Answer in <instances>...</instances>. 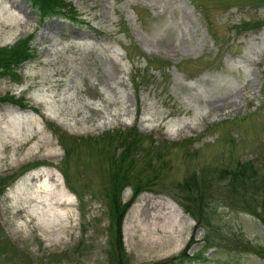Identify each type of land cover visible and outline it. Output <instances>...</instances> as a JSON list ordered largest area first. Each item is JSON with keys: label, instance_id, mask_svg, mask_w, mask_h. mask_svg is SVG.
<instances>
[{"label": "rangeland", "instance_id": "obj_1", "mask_svg": "<svg viewBox=\"0 0 264 264\" xmlns=\"http://www.w3.org/2000/svg\"><path fill=\"white\" fill-rule=\"evenodd\" d=\"M5 3L20 11L12 26L5 24ZM64 3L81 23L41 19L26 0H0V48L30 37L33 55L18 67L17 81L0 78V98L28 106L0 104V180L15 177L0 196L7 241L0 243V264H117L115 222L104 200L114 188V167L96 148L107 134L132 127L149 139L145 147L150 140L171 146L153 169L141 158L125 163L130 185L121 191L123 204L133 185L158 177L123 218L125 263H162L191 241L187 254L200 250L207 230L180 206L178 186L191 173L209 178L212 167L230 168L234 159L252 167L250 182L232 188L229 177L220 182L213 172L215 246L196 264H264V0ZM50 124L77 139L65 167ZM42 170H53L54 186L71 203L63 235L20 227L28 219L19 210V187Z\"/></svg>", "mask_w": 264, "mask_h": 264}, {"label": "trees", "instance_id": "obj_2", "mask_svg": "<svg viewBox=\"0 0 264 264\" xmlns=\"http://www.w3.org/2000/svg\"><path fill=\"white\" fill-rule=\"evenodd\" d=\"M29 5L38 12L41 19L59 17L66 19L72 23H81L77 17L76 13L72 7L64 3V0H27ZM242 27L243 30H250V25L244 23ZM31 38L28 37L16 43L11 48H0V78L8 77L13 81H17L15 77V72L17 71L20 64L33 59L32 49L30 48ZM9 103L18 105L21 109H27L28 106L23 105L21 101H17L13 96H6L0 98V104ZM34 111V109H32ZM35 112V111H34ZM50 129L53 130V134L57 136L58 143L61 146L64 153L63 165L64 167L69 165L71 161V154L74 151V147L77 145V139L68 136L66 133L61 132L54 124H50ZM149 139L143 137L137 133V129L126 130L124 133H119L118 137H113L106 135L103 139L98 140L99 144L102 143L101 147H97L101 154L109 160L110 164L114 167V172L109 176V184L114 185L110 196L105 198V203L108 207V216L114 219L115 222V235L114 244L116 249L119 250L117 255V264H127L124 261V249L122 243V224L123 218L125 217L127 211L134 203V200L141 194V192L146 188V185H150L158 180V177H153L152 179L145 180V183L133 185V197L129 202L123 204L120 199L121 191L130 185L129 176L127 175V169L125 163L133 162V157L137 159H143L142 162H146V166L150 169L155 168L164 159L165 150L163 148H168L171 143L163 141L161 144L156 145V141L150 140L149 147H145L144 144L148 142ZM116 141V143H114ZM185 142V141H183ZM188 142L192 143L191 140ZM182 143V142H181ZM174 144L175 146L181 145ZM94 146V144H90ZM121 150L118 156H114V151ZM155 158V163H154ZM230 168L216 169L212 167L207 173L211 177L213 172L219 174L220 182H224L227 177H229L230 187H234L235 184L246 185L249 180V171L252 167L246 164H240L236 160H231ZM125 167V168H124ZM195 174L191 173L189 177L184 178L179 187V193L182 194L179 201L181 207L192 219L196 222V226L206 229V236L203 239V247L198 250L194 255L189 256L187 252L195 244L194 241L188 243L181 255L175 257L171 260L160 262L157 264H196L206 262V255L210 251V248L214 247V242L210 237L212 221L217 213L218 206L213 198L212 186L213 179L208 178L201 171ZM23 175V174H22ZM64 175V174H63ZM15 178V177H14ZM14 178H3L0 180V196H2L7 188L13 184ZM19 178V177H17ZM65 178V177H64ZM10 179V182H6ZM133 179V177H132ZM66 180V178H65ZM67 181L71 179L67 178ZM137 181V180H136ZM13 182V183H12ZM136 183V182H135ZM106 188V187H105ZM79 196V195H78ZM239 198H244V194L237 196L236 198H225L224 202L231 201L236 202ZM185 202V203H184ZM264 207V191H263V203ZM264 225V219H260ZM7 242L4 239V235L0 232V243ZM4 242V243H5ZM7 247H12L10 244L6 243ZM116 264V262H115Z\"/></svg>", "mask_w": 264, "mask_h": 264}, {"label": "bare ground", "instance_id": "obj_3", "mask_svg": "<svg viewBox=\"0 0 264 264\" xmlns=\"http://www.w3.org/2000/svg\"><path fill=\"white\" fill-rule=\"evenodd\" d=\"M6 4V3H5ZM5 24L12 26L20 13L19 9L6 4ZM31 12V11H30ZM29 117L38 121L36 115L29 113ZM53 170H42L28 178L19 187L21 201L20 212L28 221H24L25 230L39 228L45 234L63 235L67 228L61 225L63 219H67L70 212L65 210L70 206V200L64 188L57 189L54 186L55 175ZM31 225V226H30Z\"/></svg>", "mask_w": 264, "mask_h": 264}]
</instances>
